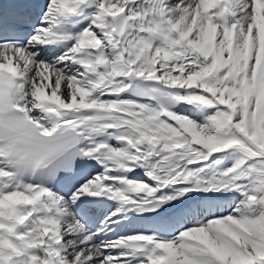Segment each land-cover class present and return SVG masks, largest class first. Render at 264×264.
<instances>
[{
    "label": "snow or ice",
    "instance_id": "6c2138e0",
    "mask_svg": "<svg viewBox=\"0 0 264 264\" xmlns=\"http://www.w3.org/2000/svg\"><path fill=\"white\" fill-rule=\"evenodd\" d=\"M0 264H264V0H0Z\"/></svg>",
    "mask_w": 264,
    "mask_h": 264
}]
</instances>
